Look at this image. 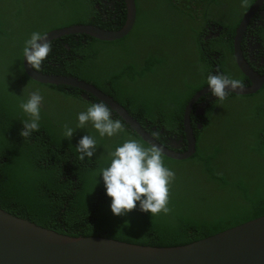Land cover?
<instances>
[{
	"label": "trees",
	"instance_id": "1",
	"mask_svg": "<svg viewBox=\"0 0 264 264\" xmlns=\"http://www.w3.org/2000/svg\"><path fill=\"white\" fill-rule=\"evenodd\" d=\"M135 1L137 18L127 35L55 38L37 70L94 84L170 146L185 136V107L210 74L247 82L234 39L255 0ZM126 16L125 0H0V207L70 235L155 246L187 244L263 215L264 84L250 94L228 91L223 100L204 94L199 102L209 101L202 111L199 102L194 104L195 153L175 159L161 152L164 165L175 173L170 213L151 216L139 206L125 215L111 212L99 176L110 163L109 153L127 139L153 146L93 93L31 78L23 47L33 31L45 34L75 24L118 29ZM259 32L264 36V23ZM36 90L44 97L39 131L23 138L21 121L29 117L19 104ZM100 102L120 120L122 132L100 137L91 122L77 128V114ZM65 126L74 131L70 139ZM88 134L96 139L97 151L80 160L75 146Z\"/></svg>",
	"mask_w": 264,
	"mask_h": 264
},
{
	"label": "water",
	"instance_id": "2",
	"mask_svg": "<svg viewBox=\"0 0 264 264\" xmlns=\"http://www.w3.org/2000/svg\"><path fill=\"white\" fill-rule=\"evenodd\" d=\"M125 3L126 20L118 29L75 24L50 30L44 36L48 42L75 33L90 34L101 40L120 39L133 29L137 18L136 1L125 0ZM263 3L264 0L254 1L237 27L234 39L237 64L249 76L251 84L229 91L250 94L264 84V74L250 67L241 48L244 32ZM24 67L31 78L40 82L77 86L93 93L123 117L145 141L168 157L186 159L196 151L197 139L191 112L199 98L211 92L208 85L198 90L185 107V136L173 139L168 146L147 130L123 104L94 84L74 76L35 70L26 59ZM201 126V123L197 125L198 128ZM185 140L186 149L177 150ZM0 264H264V214L187 244L155 246L104 236L70 235L0 207Z\"/></svg>",
	"mask_w": 264,
	"mask_h": 264
},
{
	"label": "clouds",
	"instance_id": "3",
	"mask_svg": "<svg viewBox=\"0 0 264 264\" xmlns=\"http://www.w3.org/2000/svg\"><path fill=\"white\" fill-rule=\"evenodd\" d=\"M50 51L51 45L44 34L33 31L24 42L23 57L36 70L48 58ZM246 79L249 80L247 77ZM207 85L211 91L209 93L218 100H223L230 89L241 87V81L228 74L217 73L207 77ZM43 99L40 91L36 90L20 102V109L29 117L21 121L23 127L20 135L23 138L39 131ZM77 121L78 129L91 122L100 137H112L124 130L120 120L112 118V112L103 102L91 103L86 111L77 114ZM73 133L72 128L65 126V138L70 139ZM75 149L80 160L91 159L97 151V141L89 134L84 135ZM109 156L110 163L99 170V176L102 177L105 194L111 198L110 209L114 215H125L137 206L151 216L170 213L169 192L175 173L164 165L158 147L146 148L135 139H127L111 151Z\"/></svg>",
	"mask_w": 264,
	"mask_h": 264
},
{
	"label": "flooded vegetation",
	"instance_id": "4",
	"mask_svg": "<svg viewBox=\"0 0 264 264\" xmlns=\"http://www.w3.org/2000/svg\"><path fill=\"white\" fill-rule=\"evenodd\" d=\"M264 23V3L255 13L254 17L251 19L247 29L242 37L241 48L243 55L250 67L258 71L260 74H264V36L259 32V28ZM235 48V47H234ZM235 53V52H234ZM242 71V70H241ZM249 80L245 84H250L251 79L249 76H245ZM211 95V93H210ZM213 98H217L213 96ZM212 99V98H209ZM209 100L200 101L198 104V110L202 111V107L207 105ZM186 148L187 144L182 143L178 148ZM176 148V149H178Z\"/></svg>",
	"mask_w": 264,
	"mask_h": 264
}]
</instances>
